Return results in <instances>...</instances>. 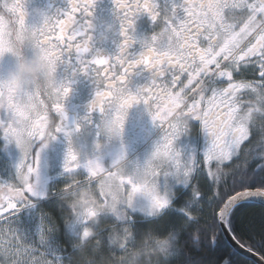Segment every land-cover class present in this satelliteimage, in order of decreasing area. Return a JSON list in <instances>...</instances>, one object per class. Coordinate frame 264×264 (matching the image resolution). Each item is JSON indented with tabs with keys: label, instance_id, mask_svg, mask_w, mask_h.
I'll use <instances>...</instances> for the list:
<instances>
[{
	"label": "flooded vegetation",
	"instance_id": "flooded-vegetation-1",
	"mask_svg": "<svg viewBox=\"0 0 264 264\" xmlns=\"http://www.w3.org/2000/svg\"><path fill=\"white\" fill-rule=\"evenodd\" d=\"M70 2L71 0H0V43L6 42L8 45V50L0 54V88L6 91L10 87L18 94L17 99L27 104L28 118L22 126L25 129L34 127L39 131L34 140L26 135L25 145L30 149L34 145L35 152L40 155L39 172L32 174L30 181L26 180L24 171L17 174L16 164L22 153L14 142L6 143L4 139V129L12 126L5 96L4 100L0 101L2 109L0 168L5 167L3 174L6 181L2 182L1 173L0 194L12 191L28 194L30 183L32 192L37 194L30 196L40 199V208L43 210L47 201L46 197L39 198L41 195L51 194L49 199H53L57 196L54 195L60 192L73 196L76 192L85 193L97 187L105 195L104 199L101 202H96L91 196L82 199L81 202H77L81 212L100 213L113 210L114 214L115 209L111 206V200L113 198L117 200L120 194L130 191L126 183L128 180L149 185L151 191H140L136 194L150 195L152 198L153 195L165 193H174L179 198L185 191L188 195L194 191L202 192L207 181L205 170L194 156L198 150L204 148L206 134L201 123L189 115L193 104L201 114L209 110L218 111L220 107L229 103L238 105L235 123L245 125L250 133L248 142L239 148L238 154L230 163L220 164L214 168V175L221 183L231 182V173L233 182L247 179L248 174L254 172L256 166H260L261 171H264V162L263 164L261 162L264 156H261L260 152L257 154L262 150L260 145L264 146V85L256 81L253 75L256 65L261 60L252 57L247 66L236 64L243 48L247 46L246 40L239 46L231 48L227 62L223 59L219 61L222 65L219 70L235 73L237 82H255L254 89L240 92L232 88L226 98L219 95L213 98L214 89L231 87L217 79L214 70L213 73L183 87V103H176L170 107L162 95L145 97L134 103L127 110L121 136L110 125L112 110L120 103L121 86H117L115 90L108 89L106 87L108 80L103 75V69L77 59L74 55L76 45L86 43L88 48L86 57L96 54L112 57L114 61L111 65L112 72H122L121 63L115 61L124 41L121 13L114 9L113 0H95L91 14L77 12L70 26V31L76 35L73 39L65 40L59 38L58 30L53 29L55 21L62 18L69 9ZM180 2L181 0H156L159 18L155 20L150 19L146 13H137L134 25L129 29L135 39L125 49L129 60L139 54L144 47L154 45L162 49L173 47L180 55L186 57L184 64L188 68L196 70L200 67L199 59L186 50L182 51L185 49V42L173 39L165 24L171 14L170 10ZM176 11L178 16H182L181 8L178 7ZM245 15L242 10L228 9L225 22L240 26L245 22ZM39 33H43L39 36L40 44L36 39ZM153 37L156 38L155 41ZM201 43L206 48L215 47L219 52L229 48L230 38L221 27L216 29L211 40L202 38ZM45 50L47 55L44 54ZM29 58H37L45 71L22 87L10 83L9 70L17 60ZM163 71L165 75L157 80V87L168 90L171 95L170 85L174 78H178L179 73L171 64L165 66ZM152 83L153 70L136 66L130 70L123 87L135 93L138 88H147ZM180 83L183 86L186 81L181 80ZM67 86L70 88L69 94L59 96L58 89ZM97 91L109 93L104 100L103 114L99 111L89 112V104ZM161 100H164V103H161ZM58 104L63 107V118L57 111ZM157 110L165 112V116L162 121L154 123L151 113ZM169 125L180 126L173 141L174 150L179 154V166L172 159L155 154L156 145L161 141ZM61 127L63 131H57ZM69 146L77 154L78 159L66 167L64 156ZM256 147L259 148L257 152ZM255 160L258 161L254 167ZM91 164L99 165L95 172L90 169ZM105 170L109 171L104 174ZM95 176L98 178L91 180ZM239 191L240 189L236 193ZM109 194L114 197L108 198ZM192 206L194 205L190 207ZM104 214L102 213L101 217ZM119 219L122 221V218ZM88 223L89 221H81L80 225L89 226ZM101 223L104 232L113 231L119 226L116 222L110 223L104 219ZM97 235L99 239L106 234ZM68 242L66 241V246H71ZM72 242H81L82 248L89 245L95 247L93 238L82 242L77 235ZM121 252L119 250L116 257L114 254L109 257L110 262L119 258L120 264L142 263L141 255L131 257L129 254L126 255V252Z\"/></svg>",
	"mask_w": 264,
	"mask_h": 264
},
{
	"label": "snow or ice",
	"instance_id": "snow-or-ice-1",
	"mask_svg": "<svg viewBox=\"0 0 264 264\" xmlns=\"http://www.w3.org/2000/svg\"><path fill=\"white\" fill-rule=\"evenodd\" d=\"M114 9L121 13V24L124 41L120 46V54L115 57V61L121 63L122 72H112L111 65L113 58L96 54L92 57H86L88 51L87 44H78L74 49V55L77 59L99 66L103 69V75L108 80L106 87L115 90L120 87V103L112 110L110 116V125L121 136L123 135L124 125L126 122L127 110L134 104L150 96H163L169 106L176 103H183V87L195 80H200L204 76L215 71L217 79L224 81L226 85L223 89H214L212 97L224 96L235 88V90L244 92L254 89L255 82L235 81V73L230 71H220L222 67L219 61L221 59L227 62L230 56L231 48L239 46L243 41H247V46L243 48L242 54L237 58V66L243 64L247 66L248 61L252 57L259 58L261 62L256 65V71L253 73L256 81L264 85V0H181L179 5H174L170 10V15L165 21L169 35L178 41L185 42V49L193 57H197L200 67L196 70L188 68L184 61L185 56L180 55L173 47L162 49L156 46H146L142 51L135 55L131 60L128 59L125 51L126 46L132 42L135 37L130 34L129 29L134 25V19L137 13H146L150 19L159 18L158 4L156 0H113ZM95 0H71L69 9L65 15L55 21L54 31H59V38L65 40L73 39L76 33L70 31V26L74 22L77 12L81 14H91ZM182 9V16L177 15V8ZM228 9L242 10L245 15V22L240 25H229L226 21V12ZM170 22V23H169ZM223 27L229 35L230 46L227 49L217 52L215 47H204L202 38L211 40L217 28ZM37 34V43L40 44ZM203 34V36H202ZM153 37V41H155ZM8 50L7 43H0V54ZM73 51V50H70ZM47 55V50L44 51ZM59 55V54H58ZM171 64L173 69L179 73L178 78H174L170 85V92L157 87V80L162 79L165 75L163 68ZM136 66L147 67L153 70V83L147 88H138L135 93L128 91L125 82L128 78L130 70ZM185 80L182 86L180 81ZM69 86L58 89L59 96L69 94ZM179 92V95L177 93ZM107 91H97L95 97L89 104V112L99 111L104 113V100L108 96ZM7 97L9 113L12 118V126L4 129V139L6 143L14 142L22 153L21 158L16 164L17 174L21 171L26 173V180L30 181L32 174H38L40 165V155L35 152L34 145L26 147L25 136L34 140L37 136L38 129H25L22 125L27 120V104L17 99L18 94L8 87L5 91L0 88V101ZM164 103V100H161ZM239 110L238 105L231 103L220 107L218 111L209 110L207 113L201 112L193 104L189 110V115L196 122L201 123L205 131L204 148L195 153L194 159L200 162V166L205 170V178L208 182L207 195L200 191H194L192 196L197 200L207 201L211 208L212 219L216 230L220 233L221 238H231L234 241L237 250L243 249L245 252L255 256L258 264H264V252L259 251L255 244L238 243L235 239V225L231 219L234 209L238 204L245 201L257 200L264 197V188H257V184H264V174L259 178H255V173L260 172V166L254 169L253 177L246 180L233 182V192L229 194L228 189L221 190V181L214 175V168L217 165L230 163L238 154L239 148L248 142L250 133L243 124L235 123V114ZM2 111V109H0ZM57 111L61 113L63 118V107L57 105ZM165 112L157 110L151 113L154 123L164 119ZM79 127V126H77ZM179 125H169L165 130V134L161 141L156 145L155 154L165 158H170L179 166V154L175 152L173 141L178 134ZM57 131H63L58 128ZM65 136L67 133L65 132ZM54 139V137H52ZM78 159L77 154L71 146L68 147L65 156V166L75 162ZM90 169L95 172L99 165L91 164ZM129 185V195L134 196L140 191H151L147 184H137L132 180L126 181ZM239 188V194L235 189ZM28 194L33 195L30 183ZM183 195L187 196L185 191ZM157 201L161 206H166V201H161L157 196ZM18 205L10 200L0 201V214L5 210L7 212L16 213ZM181 211H184L183 209ZM191 219V215H187ZM219 240L217 241V243ZM211 252V250H210ZM219 254L213 264H219Z\"/></svg>",
	"mask_w": 264,
	"mask_h": 264
},
{
	"label": "rangeland",
	"instance_id": "rangeland-1",
	"mask_svg": "<svg viewBox=\"0 0 264 264\" xmlns=\"http://www.w3.org/2000/svg\"><path fill=\"white\" fill-rule=\"evenodd\" d=\"M260 146L263 150L264 146ZM261 156H264V151ZM4 168V166L0 168L2 182L6 181L3 174ZM8 182L13 183L9 180ZM35 186L39 185L35 184ZM98 192L97 187L85 193L76 192L70 200L81 202L82 199L91 196L96 202H101L102 199H100L101 196ZM207 193L205 191L206 195ZM33 195L37 194L33 192ZM55 196L56 198L51 201L52 206L58 208L59 205L64 208L66 205H61L62 200L60 199L62 195L58 196L57 193ZM157 196L161 201H166V206L160 205L156 199ZM157 196L155 198L145 194L130 196L127 191L125 194H120L117 200L115 198L111 200V206L115 209L114 215L111 217L108 214L101 217V214L106 211L80 213L79 208L75 207L72 209V216L63 213L58 216V220H56L57 216L54 213L50 215L46 209L42 210L40 205L34 207V204L40 201L39 199L31 198L28 194L26 197L23 195L20 199L14 200L7 196L19 207L15 214L6 210L0 214V264H68L66 259L69 257L61 252L60 240L64 238L69 241L68 244L72 246L71 249L75 250L81 245V242H72L77 235L82 242L93 238L96 245L94 249L99 244H105L115 257L118 256L119 250L126 252V255L129 254L131 257L143 255V264L147 263L145 258L149 256V252H153L152 255L154 256L167 257L175 252L174 249L177 244L176 235L166 233L168 220L173 218V214L178 211L176 208L178 205L174 203L177 195L165 193ZM48 199L49 195L45 200ZM58 199H60L59 202ZM203 202L207 203L206 200ZM197 207H201V204ZM117 216L122 218V221ZM103 219L110 223H118L117 230L104 232L101 228ZM81 221H89L88 224L90 225H80ZM97 223L99 224L96 225ZM62 224H67L66 231ZM139 227L143 230L146 229L149 233L140 235L138 233ZM99 233L106 235L97 239ZM74 235L76 236L74 237ZM51 252L56 254L48 255ZM57 255L62 256V259L58 260ZM91 263V260H86V264Z\"/></svg>",
	"mask_w": 264,
	"mask_h": 264
},
{
	"label": "trees",
	"instance_id": "trees-1",
	"mask_svg": "<svg viewBox=\"0 0 264 264\" xmlns=\"http://www.w3.org/2000/svg\"><path fill=\"white\" fill-rule=\"evenodd\" d=\"M258 149L259 148L256 147V152ZM259 152L262 153V150L258 151L257 154H260ZM257 161L258 160H255L253 163L254 167ZM261 162L263 164L264 158ZM262 174H264V171L255 173V178L258 179ZM253 175L254 172L251 174L249 173L246 178L253 177ZM232 176L233 174L231 173V182L225 181L221 183V189H228L230 195L233 192L231 186V183H233V179H231ZM256 187H264V184H257ZM238 190L239 188L235 189V191ZM205 191L208 192L207 181L205 189L202 192L205 193ZM48 195L50 197L51 194ZM48 195H41L39 198L42 196L47 198ZM54 199L55 198L46 200L47 202L44 204L43 210L46 209L50 215L54 213L57 216V218L55 217L56 220H58V216L63 213H68L72 216V209L75 207L79 208L81 212L79 203L70 200L71 195H62L60 198L62 200L61 205H66L64 208L59 205L58 208H54L51 204V201ZM60 199H58V202ZM174 203L178 205L176 207L178 211L176 214H173V218L168 220L169 224L167 225L168 228L166 227L168 229L166 233L171 235L174 233L176 235L175 239L177 240V244L175 245V252L167 257L161 255L154 256L152 255L153 252H149V256L145 258L147 263L144 264H213L217 254H219L221 259L219 264H222L225 260L228 261V264H254L233 252L224 238H221L213 222L211 208L206 202L195 199L191 194L180 196ZM199 204H201V207H197ZM183 205L186 206L184 207ZM191 205L194 206L190 207ZM182 209L184 211H181ZM107 211L112 212L113 210ZM188 214L191 215V219L187 218ZM231 219L235 225L236 239L240 243L255 244L259 251L264 252V207L252 203L239 205L234 209ZM62 225L66 231L67 224ZM115 230H117V227H115ZM62 232L64 233V230H62ZM138 233H140V235H147L149 232L139 227ZM61 240V248L63 247L61 252L69 257L66 259L68 264H86V260H91V264H114L115 262L120 264L121 259L119 258L112 259V262H110L109 257H111L113 253L109 251L110 249L105 244H99L95 249L93 246L89 245L83 248L80 246L72 250V246H66L67 240H64V238ZM218 240L219 242L217 243ZM141 264H143V260Z\"/></svg>",
	"mask_w": 264,
	"mask_h": 264
},
{
	"label": "clouds",
	"instance_id": "clouds-1",
	"mask_svg": "<svg viewBox=\"0 0 264 264\" xmlns=\"http://www.w3.org/2000/svg\"><path fill=\"white\" fill-rule=\"evenodd\" d=\"M45 71L37 58L19 59L8 72V80L22 87Z\"/></svg>",
	"mask_w": 264,
	"mask_h": 264
},
{
	"label": "water",
	"instance_id": "water-1",
	"mask_svg": "<svg viewBox=\"0 0 264 264\" xmlns=\"http://www.w3.org/2000/svg\"><path fill=\"white\" fill-rule=\"evenodd\" d=\"M107 171H108V170H107ZM107 171H105V172H107ZM96 178H97V176H96ZM237 194H239V192H237ZM23 195H24V194L19 193V192H17V191L3 192V193L0 194V201H3V199H4L6 196H10V197L13 198V199H20V197H23ZM245 203L258 204V205H261V206L264 207V197H261V198H259V199H257V200H251V201L241 202V203L238 204L236 207H238L239 205L245 204ZM235 239H236V237H235ZM224 240H225V242L227 243V245L229 246V248H230L233 252H235V253H237L238 255H240L241 257H243V258H245V259H247V260L253 262L254 264H258V261H257L256 257L253 256V255H251V253L245 252L243 249H239V250H237V247H236L234 241H231V238H230V237L227 238V239H224ZM236 241H237L238 243H240L237 239H236ZM222 264H228V261L225 260Z\"/></svg>",
	"mask_w": 264,
	"mask_h": 264
},
{
	"label": "crops",
	"instance_id": "crops-1",
	"mask_svg": "<svg viewBox=\"0 0 264 264\" xmlns=\"http://www.w3.org/2000/svg\"><path fill=\"white\" fill-rule=\"evenodd\" d=\"M100 193V196L104 199V197H105V195L102 193V192H99ZM125 194V193H124ZM137 196H139V195H137ZM154 196V198L157 196V195H153ZM113 198L114 196H111V194H109L108 195V198Z\"/></svg>",
	"mask_w": 264,
	"mask_h": 264
},
{
	"label": "bare ground",
	"instance_id": "bare-ground-1",
	"mask_svg": "<svg viewBox=\"0 0 264 264\" xmlns=\"http://www.w3.org/2000/svg\"><path fill=\"white\" fill-rule=\"evenodd\" d=\"M6 200H10V201H13V200H11V199H10V197H9V198H6Z\"/></svg>",
	"mask_w": 264,
	"mask_h": 264
}]
</instances>
